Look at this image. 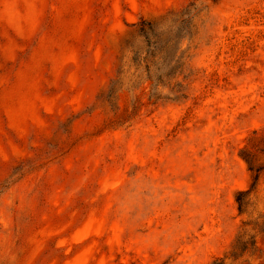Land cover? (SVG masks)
I'll list each match as a JSON object with an SVG mask.
<instances>
[{
    "label": "rangeland",
    "instance_id": "rangeland-1",
    "mask_svg": "<svg viewBox=\"0 0 264 264\" xmlns=\"http://www.w3.org/2000/svg\"><path fill=\"white\" fill-rule=\"evenodd\" d=\"M0 264H264V0H0Z\"/></svg>",
    "mask_w": 264,
    "mask_h": 264
},
{
    "label": "trees",
    "instance_id": "trees-1",
    "mask_svg": "<svg viewBox=\"0 0 264 264\" xmlns=\"http://www.w3.org/2000/svg\"><path fill=\"white\" fill-rule=\"evenodd\" d=\"M144 28H143V32H147V29H146V25H142ZM252 170V169H251ZM256 181L258 182L259 181V175L256 176ZM250 194V191H240L238 192L237 196H236V201L239 205V209L240 211L242 212V207H243V199L246 195ZM241 245V242L238 240L236 242V245L234 246V251L237 250L239 248V246Z\"/></svg>",
    "mask_w": 264,
    "mask_h": 264
}]
</instances>
